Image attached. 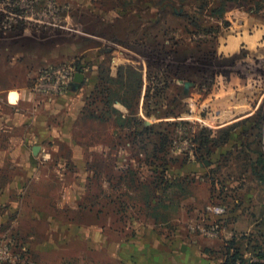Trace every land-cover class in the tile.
Wrapping results in <instances>:
<instances>
[{"label":"rangeland","instance_id":"1","mask_svg":"<svg viewBox=\"0 0 264 264\" xmlns=\"http://www.w3.org/2000/svg\"><path fill=\"white\" fill-rule=\"evenodd\" d=\"M0 7V41L24 58L0 73L26 90L18 105L0 93V241L19 256L0 264H79L81 233L111 244L145 229V202L161 199L172 215L184 200V235L209 245L201 225H228L243 248L264 250V0ZM63 64L84 82L53 99L34 90L45 67ZM105 88L122 100L105 107ZM48 234L67 249L40 256Z\"/></svg>","mask_w":264,"mask_h":264},{"label":"crops","instance_id":"2","mask_svg":"<svg viewBox=\"0 0 264 264\" xmlns=\"http://www.w3.org/2000/svg\"><path fill=\"white\" fill-rule=\"evenodd\" d=\"M3 32L6 34L5 30ZM7 49L8 47L3 44V41H0V72L6 69L5 66L8 65L7 59H16L15 63L19 59H24L20 56L10 57L6 53ZM3 50H5V53H3ZM3 79L4 77L0 73V93L5 92L6 89L9 90V92L6 90V97H8L9 101L12 104H20L26 90L24 88L10 90L11 86L7 85ZM71 85L72 87L70 88L72 89L74 84ZM14 91L18 93L17 98L14 97ZM161 200L145 202L143 212L145 211L146 214L142 220L143 222H140V224L145 226V229L136 231L135 233H125L121 238V234L118 233V238H114L111 244L104 243L105 235L102 233H96V238L94 234L81 233L80 240H82V250H84V253L82 252V260L79 264H221L224 259L225 242L237 236V233H235L237 228L228 225L223 226L214 238L208 239L209 245L201 243V240L198 238L200 234L194 235L189 233V235H184L178 228L185 221L182 215L184 200L178 202L176 210L178 214L176 215L170 214L169 209L171 206L169 201ZM240 212L237 210L235 213L236 217L234 218H237ZM234 220L231 219L229 222L232 223ZM117 222H120V220ZM201 227L207 226L201 225ZM186 240L189 242L186 243ZM45 241L48 242H45V244L41 243L36 248L40 252V256L45 253V250L63 249L61 244H52V235L50 238H45ZM101 250L112 253L109 255L112 256V263H108L100 257L99 253ZM92 256L97 257L93 259ZM30 264L40 263L31 261ZM52 264L65 263L61 261L52 262Z\"/></svg>","mask_w":264,"mask_h":264},{"label":"built area","instance_id":"3","mask_svg":"<svg viewBox=\"0 0 264 264\" xmlns=\"http://www.w3.org/2000/svg\"><path fill=\"white\" fill-rule=\"evenodd\" d=\"M23 17L24 15L20 14V16L16 15L11 17V20L13 19V21L17 23L19 18ZM9 28V26H6L5 30ZM76 73H78V71L70 64H63L59 66L50 65L45 67L35 78L34 90L45 97H49L50 99L52 97L53 99L66 91L70 83L74 81ZM212 212L216 215H223L226 213V208L221 205H215L212 207ZM201 230L210 236H215L219 231V225L215 224L210 226V228L201 227ZM0 258L2 260L12 262L17 260L19 256L12 252L9 245L3 244L0 241ZM262 262L264 263V258L262 259Z\"/></svg>","mask_w":264,"mask_h":264},{"label":"trees","instance_id":"4","mask_svg":"<svg viewBox=\"0 0 264 264\" xmlns=\"http://www.w3.org/2000/svg\"><path fill=\"white\" fill-rule=\"evenodd\" d=\"M123 69L124 68H122L121 71H123ZM78 72H81V70ZM69 88H70V86H69ZM103 92L108 93L106 96L107 101H105V107H111L112 100H113L111 98V96H114L115 101L116 100H120V101L122 100L118 95H115L114 92L112 90H110L109 88H105V90ZM116 111L119 113L118 110H116ZM147 129L150 130L148 127H147ZM158 146H160L162 148H161V150H159V148H157V147L154 149V151H153L154 157H156L158 153L160 154V152H163L162 150L165 149L166 142L161 141V143L158 144ZM158 176H162L163 178H166L165 172L159 173ZM240 239H241L240 237L234 236L233 238H231L225 242L224 251H223L224 259H223L221 264H264L262 262V259L264 258V250L260 249L259 246L253 247L251 249H248L249 246H247L246 248H243L242 245L240 244Z\"/></svg>","mask_w":264,"mask_h":264},{"label":"water","instance_id":"5","mask_svg":"<svg viewBox=\"0 0 264 264\" xmlns=\"http://www.w3.org/2000/svg\"><path fill=\"white\" fill-rule=\"evenodd\" d=\"M84 74L81 73V72H78L75 74V77H74V81L72 82V84H74V87H77L79 85H81L83 82H84ZM40 150V146H34L33 147V152L34 154H37Z\"/></svg>","mask_w":264,"mask_h":264}]
</instances>
